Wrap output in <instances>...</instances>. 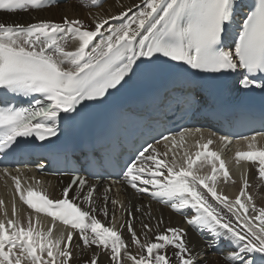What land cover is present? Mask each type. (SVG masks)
Segmentation results:
<instances>
[{
	"label": "snow or ice",
	"instance_id": "obj_1",
	"mask_svg": "<svg viewBox=\"0 0 264 264\" xmlns=\"http://www.w3.org/2000/svg\"><path fill=\"white\" fill-rule=\"evenodd\" d=\"M97 4L94 0V6ZM50 6L49 0H0V12L7 14ZM236 7L237 0H142L135 12L128 8L110 17L93 16L88 26L67 16L61 23L0 22V155L26 150L25 145L34 141L42 146L56 137L61 120H72L84 102L115 89L138 61L146 70L156 64H171L213 77L238 73L241 88L264 91V0H254L233 35ZM110 20L119 23L105 28ZM69 41L74 42V48H69ZM10 96L28 100V106L14 104ZM183 136L181 133V140ZM169 139L175 146V137L162 135L163 141ZM244 139H250L249 149L255 147V136ZM220 140L227 142L228 137ZM160 143L157 139L156 144ZM212 143L208 139L202 145L204 152L195 154L196 159L185 153L183 165L176 162L175 155L170 161L160 158L167 157V152L158 153L149 143L125 166L118 182L136 193H147L151 200L182 216L190 228L206 232L209 246L226 242V264H264V207L257 210L253 206L255 215H249V207L241 200L246 196V179L234 204L217 193L218 173L223 172L225 179L229 173L221 157L209 150ZM201 156L208 158L213 175L200 176L194 171L193 165ZM236 159L258 162V178L264 181V149L238 151ZM216 161H220L219 169ZM13 179L29 209L60 221L71 231L66 237H53L51 227L46 232L37 231L31 217L27 227L18 220H0V264H71L74 234H78L83 249L94 246L86 264H100L101 257L105 264H198L185 229L161 228L160 219L154 226L143 223L146 231L137 233L136 213L153 220L145 207L128 212L129 244L115 224L108 226L98 218V214L107 217L108 208L96 200V186L78 174L62 189L58 200L31 189L25 194L19 179ZM72 192L74 196H70ZM209 196L221 207L211 203ZM247 199L251 201L250 196ZM131 245L139 249L138 255L129 251Z\"/></svg>",
	"mask_w": 264,
	"mask_h": 264
},
{
	"label": "bare ground",
	"instance_id": "obj_2",
	"mask_svg": "<svg viewBox=\"0 0 264 264\" xmlns=\"http://www.w3.org/2000/svg\"><path fill=\"white\" fill-rule=\"evenodd\" d=\"M75 0L68 2L66 4L58 5L55 7L46 8L44 10L38 11H30V12H20L17 14H7V13H0V22L5 23H20V24H27V23H34L41 20H48L53 21L56 23H61L62 21H55L53 15L58 12L60 16L63 18L67 16L69 19H80L89 21V24L92 20L93 16H100V17H110L114 15H118L121 11H125L128 8H132L133 12L136 11V5L142 6V0H107L104 4L100 7H93V0ZM72 3V4H71ZM78 4V8L75 4ZM59 8V10H58ZM81 10H80V9ZM240 10L245 12V9L241 6L238 7ZM85 11V12H84ZM132 13H129L131 15ZM238 13L235 14V18L231 25V28L234 29L238 22L236 19ZM53 16V17H52ZM119 21L110 20L109 25H106L105 28L114 26L118 24ZM94 28V25H91ZM103 31V30H102ZM69 48H74L75 44L72 41H69ZM136 67H134V71L129 73V75L125 78H128V84H135L136 82V72L143 68L139 61L137 62ZM123 82V81H122ZM255 136V135H254ZM255 147L253 149L261 150L264 149V138L260 139L258 136H255ZM176 144H179L181 149L171 150V148L176 147L173 146L171 139L154 145L157 148L158 153H165L167 152V157H160L162 159H170L171 152L178 153L179 156L182 157L184 162L187 159L185 153L188 156H191L192 159L194 155L199 151L201 152L204 150L202 145L207 143L208 139L213 141V144L209 147V150L217 149L220 147L214 143V139L211 138L210 132H187L183 136V140L181 137H175ZM250 139L240 142L239 146L248 147ZM173 157V155H172ZM178 157V156H177ZM179 158V157H178ZM177 162V161H176ZM181 162V161H180ZM182 163V162H181ZM180 163V164H181ZM216 167L219 169V165L217 162ZM148 164H151L149 161ZM195 168L194 171L197 175L200 176H210L212 175V165L208 162V159H201L197 165H193ZM258 162L253 161L252 164L248 165V173L245 175L243 171V167L238 166L235 169L230 168L231 174V185L232 182L234 185L229 189L225 186L224 189L218 190L221 195L228 197V202L233 203L237 196V191H239L242 186L245 187V179L248 182V186L245 188L247 196L251 197V208L253 206L256 207L258 210L260 207H264V181H261L258 178ZM166 174V173H165ZM222 172H219L217 178H221ZM13 178L19 179L21 192L27 193L29 189L33 191H40L46 194L50 199L58 200L62 198V189L67 186L68 180L64 177H44L36 174L34 171H24L19 169H14L9 172H4V176H0V220H3L5 223L9 219L18 220L20 221L25 227L28 226L29 217H31V222L35 226L37 231H44L46 232L49 227L53 229V237L66 234L68 231L71 230H64L43 217L37 216L33 214L23 203L20 199L19 193H17L15 188V180ZM162 179V177H161ZM98 189L95 193V198L98 201L99 205H105L108 208L109 215L104 217L102 214H98V218L102 221L107 223L108 226L116 225V227L121 231L122 237L130 244V234L127 233V226L126 221L129 219L128 212L133 211L136 207H145L146 211H150L153 220L150 222L148 216L142 213H136V219L134 220V225L136 228L137 233H141L142 231H146L142 229L143 223H151L153 226L156 224L157 220L162 219L163 223L160 225L161 228L166 227H181L185 229L187 232V241L190 248L193 249V255L196 257L198 264H226L224 256L227 252L229 245L224 241L213 242L212 246H209V236L208 234L201 233L197 230L190 228L184 222V218L179 214L172 212L168 207H163L160 204L156 203L155 201L151 200L147 193H136L134 189L130 186L121 184L120 186H114L110 192L105 193V185L104 184H93ZM151 188V186H147ZM75 193H70V196H74ZM107 196L108 199L105 201L103 198ZM119 198L118 203L116 202L115 205L111 203L114 198ZM209 201L213 203L217 207H221L220 205L216 204L215 201L211 200L209 196ZM78 204L79 201H76ZM82 207H86L82 206ZM238 207V206H237ZM251 208L249 215H255V213L251 212ZM15 209L16 215L13 216V210ZM222 211H227L226 209H222ZM120 225H125L123 228H119ZM62 232L60 233V231ZM141 241L143 242V235H141ZM79 245V247H77ZM72 250H73V258L71 260V264H85L86 261L91 259L92 252L94 249H83L82 242L79 241L78 234H74V239L72 241ZM83 249V250H82ZM129 251L134 254H139V249L135 245H131ZM222 251V255H219L217 252ZM169 254H171V250H169ZM100 264H105L104 258L101 257Z\"/></svg>",
	"mask_w": 264,
	"mask_h": 264
},
{
	"label": "rangeland",
	"instance_id": "obj_3",
	"mask_svg": "<svg viewBox=\"0 0 264 264\" xmlns=\"http://www.w3.org/2000/svg\"><path fill=\"white\" fill-rule=\"evenodd\" d=\"M74 2H77V0H75ZM72 4V3H71ZM62 6H64V5H62ZM75 6L77 7L78 6V4L76 3L75 4ZM78 8V7H77ZM80 9V8H79ZM58 10H59V8H58ZM81 10V9H80ZM85 12V11H84ZM55 18H53V20H55V21H62L63 20V17L62 16H60V14H58V12L56 13V14H54L53 15ZM52 16V17H53ZM82 21L84 22V24H85V26H88V25H90L89 24V21L87 20V19H85V20H83L82 19ZM172 155H175V158H176V161H177V163L178 164H180L181 162V165H183V160H182V157L181 156H179V154L178 153H172L170 156V159L172 158ZM179 158H178V157ZM168 161H170L169 159H167ZM181 161V162H180ZM231 184V183H230ZM225 186L226 187H228V186H232V185H229V184H225V183H222V182H217V183H215V187H216V191H217V193L219 194L220 192H218V190H220V189H224L225 188ZM243 187V186H242ZM244 188V187H243ZM239 193H240V190H239ZM220 195V194H219ZM241 199H244V203H246V205L250 208L251 206V204H250V202L248 201V199H247V194H246V196L245 197H241ZM128 233V232H127ZM86 264V263H85Z\"/></svg>",
	"mask_w": 264,
	"mask_h": 264
}]
</instances>
